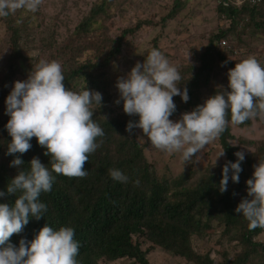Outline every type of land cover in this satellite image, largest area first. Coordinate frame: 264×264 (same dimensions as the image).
Returning a JSON list of instances; mask_svg holds the SVG:
<instances>
[{"label":"trees","instance_id":"trees-1","mask_svg":"<svg viewBox=\"0 0 264 264\" xmlns=\"http://www.w3.org/2000/svg\"><path fill=\"white\" fill-rule=\"evenodd\" d=\"M112 2L113 0H103L90 15L82 18L81 23H78L77 18L74 17L71 18V23L67 20L65 21L67 23L59 22L46 15L41 19L47 26L65 30L66 33L70 32L68 36L72 42L70 44L68 42L62 44L56 38L55 31L50 36L46 34L42 46L44 53L47 51L49 53L47 58L43 57V60L49 62L55 60L62 65L66 88L74 92L88 88L102 94V105L94 104L91 110L94 112L93 119L103 129L105 135L97 138L100 146L89 155V160L84 166L88 171L86 177L69 178L52 173L55 176L52 190L41 193L39 197L40 202L47 205L43 218L37 221L30 217L23 231L14 234L9 242L18 247L21 239L32 241L48 224L54 230H59L61 227L74 229V239L80 244L79 264H103L123 258L134 259L140 264H152L146 257L148 251H143L139 242L134 243L133 236L137 235L145 236L153 245L150 248H161L168 255L183 258L187 264H264V241L259 240L264 235V229L250 230L249 222L235 211L244 199H237V195H244L243 182L251 179L254 173L251 158L241 163L239 183L232 182L230 171L227 191L224 193L220 191L223 167L228 161L233 163L237 161L235 153L238 149L231 142L237 139L234 134L237 128L230 122L231 114L229 113L227 117L229 123L219 136V145L225 152L226 162L219 166L218 172L208 173L201 177L196 186L188 187L190 177L187 173L168 179L160 176L154 165L146 161L144 149L136 141L138 128L133 129L132 134L126 131L129 121L138 122L139 117L128 116L122 108L119 110L111 108L109 71L117 63L125 65L126 72L130 71L137 62L143 63L153 49H158L171 61L159 47L161 37L159 34L140 53L133 54V51L141 44L139 39L146 28L150 26L164 28L167 22L178 16L185 3L183 0H174L167 17L160 20L139 18L133 25L123 28L117 36L101 42L96 41L94 48L93 46L87 48L91 52L87 56L85 54L82 56L83 50L76 47L74 36L90 35L89 32L94 31L100 24L98 23L100 20L96 19L98 16L113 23L110 17L117 5L114 6ZM214 2L217 5L218 15L225 25L224 27L221 25L216 33L208 36L205 51L199 56L201 65L194 67L196 72L186 83L182 68L181 80L177 84L178 87L181 86V90L187 87L189 101L181 105V108H176L172 116L182 108L192 111L197 106L203 105L200 91L210 84H213V89L209 98L222 92L216 87V80H219L225 71L234 69L235 64L238 63L236 61H242V57L238 58L241 49L231 41L232 38L236 39V34L241 30L245 32L250 27H253L252 30L256 31V35L261 31L264 32V0H257L254 5L245 1L240 7L229 0L226 6L219 4L218 0ZM120 11L117 9L116 13ZM23 12L28 11L21 9V13ZM246 17L253 22L252 26L240 25ZM0 19L10 33L3 39L11 54L7 60L5 79L0 84V111L6 113V98L13 90L14 83L26 80L32 67L35 68L41 60L39 58L27 60L23 55L24 51L20 48L23 37L31 38L34 34L32 31L34 20L27 22L23 18L25 23L21 24V18H15L13 14ZM100 29H102L101 25ZM221 41H226V45H222ZM28 62L30 65H27ZM261 65L263 66V62ZM18 74L22 75L21 80L17 79ZM5 117L8 122L10 117L8 115ZM255 120L258 118L244 122L240 125V129L252 125ZM7 122L0 121V192L6 193L5 196L0 197V204L12 206L20 193L18 192L17 196L7 194L8 184L18 174L17 168L10 167L15 156L6 155L7 146L11 143V136L6 130ZM30 143L32 148L27 153L16 154L24 161L23 167L29 170L31 160L37 157L51 170L50 157L44 154L46 149L38 144L35 137ZM242 144L251 145L250 141ZM257 159L254 165H257L259 160L264 161V149L258 150ZM109 169H119L128 177L127 182L114 181L109 176ZM244 196L247 198V190ZM215 219L225 226L227 232H234L233 240L240 242L233 255L226 251L220 255L219 262L209 255L197 254L190 245L191 238L202 232L203 228L209 229L208 224ZM203 220H206L204 224H202ZM239 230L242 232L238 234Z\"/></svg>","mask_w":264,"mask_h":264},{"label":"clouds","instance_id":"clouds-1","mask_svg":"<svg viewBox=\"0 0 264 264\" xmlns=\"http://www.w3.org/2000/svg\"><path fill=\"white\" fill-rule=\"evenodd\" d=\"M41 3L42 0H0V17L21 9L34 13ZM227 75L230 91L218 92L174 122L170 119L177 108L173 97L181 96L187 103L188 89L181 91L177 86L181 80L178 69L161 51L153 49L143 63L137 62L126 76L118 77L115 85L120 96L115 103L123 101L124 113L139 117L138 122L129 121L126 131L132 134L133 129H142L151 146L169 154L179 152L187 163L221 135L229 123V113L232 124L264 120V66L249 56L236 63ZM64 80L58 61L41 60L26 80L14 83L6 98L5 114L10 117L6 130L11 136L6 155L15 156L10 167L18 169L7 186V194L20 195H16L12 206L0 204V264H79L80 244L71 227L54 230L47 224L32 241L21 239L18 247L9 242L14 234L23 231L30 217L37 221L43 218L47 205L39 197L52 190V173L86 177L84 166L100 146L97 138L105 135L91 110L94 104L102 105V94L88 88L74 92L65 87ZM33 137L46 149L44 154L50 157L51 170L37 157L26 170L24 161L16 156L32 148ZM224 155L223 151L219 157ZM235 155L237 161H228L223 167L221 193L227 191L230 171L232 182L239 183L245 153ZM253 168V176L246 182L247 198L235 209L249 222L250 230L264 229V161L259 160ZM109 176L121 183L128 180L119 169H109ZM5 195L0 192V197Z\"/></svg>","mask_w":264,"mask_h":264},{"label":"rangeland","instance_id":"rangeland-1","mask_svg":"<svg viewBox=\"0 0 264 264\" xmlns=\"http://www.w3.org/2000/svg\"><path fill=\"white\" fill-rule=\"evenodd\" d=\"M102 2L103 0H42L39 9L34 13L30 11L23 13H21V10L16 11L13 16L15 18L20 17L21 24L25 23L24 19H26L27 22L34 20L33 24H35L32 29L34 34L31 38L24 36L21 44L22 46L20 45V48L24 51L23 55L25 58L27 60L30 58L31 60H36L38 58L39 60H43L44 56L47 58L49 52L47 51L44 53V46H42L43 39H46V34L50 36L54 31L56 33V38H58L62 44L66 42L69 44L72 43L68 37L70 32L66 33L65 30H57L56 27L52 28L47 26L46 22L41 20L43 15L63 23H67L65 22L66 20L68 23H71V18L74 17L77 18L76 21L78 23H81L83 21L82 18L86 15H90L95 7ZM183 2L185 3L183 10H181L174 20L167 22L164 28L150 26L143 31L139 39L141 44L133 51V54H138L144 47H148V44L159 34V36H161L159 47L169 56L171 59L170 62L178 69L179 73H181L183 68L184 80L186 83L195 74V68L201 65L199 56L205 51L207 45L206 39L210 34L216 33L221 25L224 27L225 24L218 15L217 5L214 0H183ZM112 4L114 6L117 5L110 17L113 23L108 22L110 20H103V17L98 16L96 19L100 20L98 21L100 24L94 31L89 32L91 33L90 35H87V37L74 36L73 40L76 42V47L81 48L79 50H83L82 56L83 54L87 56L88 53L91 52L87 50V48L89 46H93L94 48L96 41L101 42L105 39L117 36L123 28L128 25H133L139 18L160 20L161 18L167 17L174 5V0H113ZM117 9L121 11L116 13ZM249 20L250 19L246 17L244 21L240 22V25L245 24L247 26L250 24L252 26L253 22ZM100 25L102 29H100ZM67 28L71 29L72 27ZM250 28L245 32L241 30L239 34H236V39L232 38L231 41L241 49L238 58L242 57V60H244L249 56H254L260 64L263 62L264 66V32L261 31L256 35V31L253 32L252 30L253 27ZM177 32H179V34H177ZM35 33H37V35ZM9 34L8 28L0 19V84L3 79H5L7 60L11 54L8 45L3 41L4 37ZM74 56L76 57V54H74ZM236 62L239 63L240 61ZM27 65H30V62H28ZM130 71L126 72L125 65L118 63L109 71L111 76L109 96L111 97L110 104L112 105V109L119 110L122 108L123 110V101H121L119 105L115 103V101L120 98L115 85L118 77L126 76ZM227 73L228 71H225L219 80H216V87L221 91H229ZM17 79L21 80L22 75L18 74ZM220 82H223V84ZM212 85L213 84H210V86H206L200 91V99L203 100V104L211 96L210 92H212L213 89ZM173 101L177 109L185 104L181 96L173 97ZM186 112H191V110L182 108L176 115L171 116L170 119L177 122L182 117V114ZM5 115L4 112L2 113V111H0L1 122H7ZM233 125L237 128L234 132L237 139L231 142L233 146L237 147V152L243 151L245 153L244 161L251 158L250 161L253 166L258 161V150L264 149V120L258 118L252 125L243 127L242 129H240L241 124ZM136 141L143 147L146 161L154 165L160 176L173 179L187 173L190 177L187 184L188 187L196 186L204 175L218 172L219 166L223 162H226L225 155L219 157V154L223 152L219 145V137L206 145L201 152L197 153L196 156L187 163L182 159V154L179 152L169 154L151 146L148 138L144 136L142 129H137ZM245 141H250L251 145L242 144ZM196 157H199V160H197ZM246 182L247 180L243 182L244 189L242 193H244V195L247 190ZM244 195H237V199L240 200L241 198H245L246 196ZM205 221L206 220H203L202 224H204ZM208 225L209 229L203 228L202 232L191 238L190 245L193 247V250L199 255H209L216 262L220 261V255L226 251L233 255L237 251L236 247L240 246L239 241L233 240L234 232H227L225 226L216 219ZM241 232L242 231L239 230L238 234ZM231 236L232 238H230ZM259 240L264 241V235H262ZM133 241L134 243L139 242L143 251H148L146 257L152 264H187V261L183 258L168 255L167 252L161 248H150L153 247V245L148 242L147 238L143 235L133 236ZM103 264L140 263L134 259L123 258L115 262H104Z\"/></svg>","mask_w":264,"mask_h":264},{"label":"built area","instance_id":"built-area-1","mask_svg":"<svg viewBox=\"0 0 264 264\" xmlns=\"http://www.w3.org/2000/svg\"><path fill=\"white\" fill-rule=\"evenodd\" d=\"M234 3L236 6L240 7L245 1H249L252 5L256 4L257 0H229ZM219 4L228 5L227 0H218ZM222 45H226V41L221 42Z\"/></svg>","mask_w":264,"mask_h":264}]
</instances>
